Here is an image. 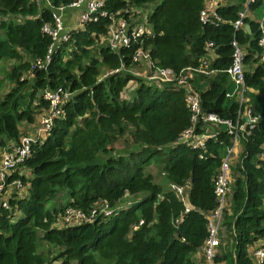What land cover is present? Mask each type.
<instances>
[{
    "label": "trees",
    "instance_id": "trees-1",
    "mask_svg": "<svg viewBox=\"0 0 264 264\" xmlns=\"http://www.w3.org/2000/svg\"><path fill=\"white\" fill-rule=\"evenodd\" d=\"M74 1L0 0L1 153L19 144L30 132L27 125L49 111L47 90L72 93L48 135L33 143L0 193L2 198L17 180L25 186L23 195L14 190L8 197V208L0 202V264L203 262L208 216L218 206L216 181L233 137L220 124L205 148L177 142L190 126L185 88L136 75L142 65L133 57L142 46L153 68L180 73L198 68L213 43L218 57L211 67L217 74L194 73L188 80L204 110L234 118L239 105L227 96L233 82L225 72L232 63L231 43L236 38L248 44L246 63L258 62L259 25L249 20L252 34L234 28L244 0L221 4L218 24L202 20L206 0H106L102 10L109 15L146 14L152 33L113 50L102 42L111 19L99 14L71 29L51 62L39 67L53 43L44 31L55 25L47 2L60 7ZM245 76L248 88H258L264 63ZM252 105L259 120L241 138V152L231 163L216 264H253L251 248L264 244V99L252 95ZM152 165L161 168V179L149 170ZM103 203L112 214L92 223L56 225L69 208L90 212Z\"/></svg>",
    "mask_w": 264,
    "mask_h": 264
},
{
    "label": "built area",
    "instance_id": "built-area-1",
    "mask_svg": "<svg viewBox=\"0 0 264 264\" xmlns=\"http://www.w3.org/2000/svg\"><path fill=\"white\" fill-rule=\"evenodd\" d=\"M256 1L264 0H246V9L239 12V17L233 22L236 30H242L248 23L246 19L249 17V6ZM106 0H76L68 6L52 7L49 2L47 4L52 8L55 25L49 24L44 26V31L49 33L53 38V43L49 49V53L44 61H39L37 65L45 68L51 62V58L59 45L68 41L70 38V30L65 25L64 15L68 10L78 14L77 28L82 27L90 20H97L98 16H109L111 24L109 26L107 36L102 38V42L118 51L120 48H128L133 42L139 41L144 35L151 34V30L147 27L146 15L138 16V13L132 12L129 17L126 14L109 15L107 11L102 10ZM220 0H206L205 9L201 13V18L205 23H220L222 19L218 13ZM76 10V12H75ZM136 16L138 18H136ZM142 21H139V18ZM261 32L259 45L262 47L261 63H264V25L260 24ZM231 46L233 48L232 63L225 70L231 81L237 85L236 92H229L228 97H236L238 100L239 110L234 118H222L215 112H209L203 109L202 99L196 87L189 82V78L193 77L194 73L204 74L212 77L217 74V70L211 66L214 62L213 58L216 54L213 43L207 45V54L198 68H189L175 72L170 68H153L150 65L149 51L142 46L138 47L134 53V62L141 63L142 68L147 71L148 79L155 83L179 84L185 88L186 104L191 113L190 126L177 138V142L186 143L192 148H205L206 142L211 139H216L218 132L217 127L220 124H225L228 127V133L233 137V145L228 148V152L224 157L221 165V173L216 181L215 194L218 201L217 208L208 216V237L202 252L205 256L206 264H216L214 257L216 255L217 247L220 244L219 233L221 231L224 211L228 207V197L231 192V163L235 160L241 152V138L244 135H250L255 127L259 116L254 113L252 100L247 96L250 88L246 86V48L234 38ZM214 55V56H213ZM119 69H117L118 71ZM72 96L71 92L63 90L45 92V98L50 101L49 111L42 116L31 127L28 134H24L19 144H14L5 150L0 155V193L4 191L7 186V178L15 172V167L18 162L24 161L26 157L32 152V145L39 138H45L48 135L55 117L62 114V103ZM247 104V105H246ZM246 105V107H245ZM34 133V136L33 134ZM10 186L16 189H24L25 186L20 180L14 181ZM9 187V186H8ZM179 194H183L184 189L174 186ZM8 189V188H7ZM5 191L0 202L4 207L8 208V191ZM21 191V190H20ZM188 210V209H187ZM114 209L108 203L100 204L94 207L90 212H85L81 209L69 208L63 215V219L59 222L70 223L74 221L75 224L92 223L101 215L108 216L112 214ZM61 219V218H59ZM58 223V222H57ZM56 223V225H57ZM251 257L253 264H264V244L256 245L251 248Z\"/></svg>",
    "mask_w": 264,
    "mask_h": 264
},
{
    "label": "crops",
    "instance_id": "crops-1",
    "mask_svg": "<svg viewBox=\"0 0 264 264\" xmlns=\"http://www.w3.org/2000/svg\"><path fill=\"white\" fill-rule=\"evenodd\" d=\"M243 0H220V5L221 4H235V3H239ZM244 7L243 10L246 9L247 5H246V0H244L243 3ZM68 17H64L65 20V25L67 29H75L77 27V17L78 14L73 13V12H69L68 13ZM249 20L256 22L258 25L262 24L264 25V1H260L258 2L256 5H254L252 8L249 6V17L248 19H246V21L248 23H246L247 25H251ZM247 25L245 26V31H247L248 33L252 34L253 33V29L251 26V31L247 30ZM242 45L246 48L247 52H248V44H243ZM214 56V55H213ZM218 57L217 54H215L213 60H215ZM260 60L258 62H252V63H246L245 64V70L247 71H255L256 67L259 66L260 64ZM236 90H238V87L236 84L232 83V91L231 92H236ZM249 90H251V92H247V96L251 98L252 100V95L262 98L264 99V78L262 79V83L258 88H250ZM27 125V124H26ZM29 130L31 129V127L33 125H27ZM22 130H23V126H22ZM0 155H1V151H0ZM197 264H206L205 260L203 262H198Z\"/></svg>",
    "mask_w": 264,
    "mask_h": 264
},
{
    "label": "rangeland",
    "instance_id": "rangeland-1",
    "mask_svg": "<svg viewBox=\"0 0 264 264\" xmlns=\"http://www.w3.org/2000/svg\"><path fill=\"white\" fill-rule=\"evenodd\" d=\"M69 12H73V11H71V10H68L67 12H66V14L64 15V17H68V13ZM75 12H76V10H75ZM74 13V12H73ZM143 15H146V14H142V13H138V16H143ZM141 18V17H140ZM139 18V19H140ZM69 30V29H68ZM107 44V43H106ZM136 73V75H139V76H145L146 75V71L142 68V67H138V69H135L134 70ZM29 74L27 73V74H25V76L27 77ZM0 77H1V74H0ZM29 77V76H28ZM129 92H134V89L133 88H129V90H128ZM249 92H251V90H248V93ZM232 98H235L236 99V97H232ZM247 105V104H246ZM246 105H245V107H246ZM25 125V124H24ZM25 130H26V128H25ZM33 134V136H34V133H32ZM40 139V138H39ZM161 168L160 167H158V166H156V165H152L150 168H149V170H153L155 173H156V176H157V178L158 179H161V177L163 176L162 174L161 175H159V170H160ZM14 190H18V192L20 193V195H23V193H24V191H25V188L24 189H16V188H14V187H12V186H9L8 187V189H7V191H8V193H7V195H8V197L10 196V195H12V193L14 192ZM21 190V191H20ZM63 218H61L60 220H62ZM74 223V221H72V222H70V223H67V222H58L57 223V227H66V226H69V225H71V224H73ZM45 250V248L44 247H42L41 248V251H44Z\"/></svg>",
    "mask_w": 264,
    "mask_h": 264
},
{
    "label": "water",
    "instance_id": "water-1",
    "mask_svg": "<svg viewBox=\"0 0 264 264\" xmlns=\"http://www.w3.org/2000/svg\"><path fill=\"white\" fill-rule=\"evenodd\" d=\"M246 28H247L248 31H251V25H247Z\"/></svg>",
    "mask_w": 264,
    "mask_h": 264
}]
</instances>
